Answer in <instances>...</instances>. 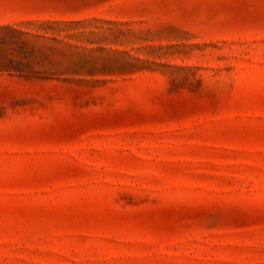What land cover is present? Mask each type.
<instances>
[{
    "label": "rangeland",
    "instance_id": "rangeland-1",
    "mask_svg": "<svg viewBox=\"0 0 264 264\" xmlns=\"http://www.w3.org/2000/svg\"><path fill=\"white\" fill-rule=\"evenodd\" d=\"M0 264H264V0H0Z\"/></svg>",
    "mask_w": 264,
    "mask_h": 264
}]
</instances>
